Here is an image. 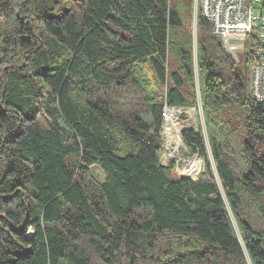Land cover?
<instances>
[{
  "label": "trees",
  "instance_id": "trees-1",
  "mask_svg": "<svg viewBox=\"0 0 264 264\" xmlns=\"http://www.w3.org/2000/svg\"><path fill=\"white\" fill-rule=\"evenodd\" d=\"M0 41V264H264L243 211L264 216L250 38L236 62L170 0H0ZM197 88L205 133L180 136L206 171L173 180L162 112Z\"/></svg>",
  "mask_w": 264,
  "mask_h": 264
},
{
  "label": "built area",
  "instance_id": "built-area-1",
  "mask_svg": "<svg viewBox=\"0 0 264 264\" xmlns=\"http://www.w3.org/2000/svg\"><path fill=\"white\" fill-rule=\"evenodd\" d=\"M195 9L196 12L199 9L210 23L213 35L221 39L223 47L236 39L244 42L247 37L250 38L254 52L249 91L253 99L264 101V0H195ZM178 108L165 105L162 112V132H165L168 143L167 126L174 132L176 125H180Z\"/></svg>",
  "mask_w": 264,
  "mask_h": 264
},
{
  "label": "rangeland",
  "instance_id": "rangeland-1",
  "mask_svg": "<svg viewBox=\"0 0 264 264\" xmlns=\"http://www.w3.org/2000/svg\"><path fill=\"white\" fill-rule=\"evenodd\" d=\"M170 2L172 3L173 6L177 7L180 17L182 18L183 21L187 22V27L189 26V28L193 32V36L195 37L196 35L195 20L197 15L195 9V0H194L193 14L191 13L189 14V9L186 0H170ZM224 49L225 51H227L229 54L232 55L233 59L236 62H242L244 57L243 55L244 42L241 39L240 40L236 39L232 41L230 44L225 46ZM1 53H2V49H1V41H0V54ZM239 67L242 68L241 63L239 64ZM153 92L155 93V96L159 101H165V96H166L165 87L159 86L153 88ZM177 119L179 120L180 125H176L177 132L176 130L173 132L172 128H170L169 143L167 142V137L165 132L164 131L162 132L163 148L160 155V162L164 166L169 165V163L173 160L176 162V167L171 172L173 180H179L180 178L176 173L177 170L179 171V173H190L193 177H196V179L193 180H197L205 173L206 162L197 154L192 155L189 148L184 143L183 138L181 139L180 134L184 129L194 128L197 130L199 127H201V129L205 132L198 88H197L196 105L179 107L177 109ZM208 161L210 162V165L212 166V169L214 171L215 179L219 181L218 175L215 171L216 164L213 160L212 154L209 149H208ZM91 172L97 180L99 181L104 180L105 174L99 166L97 165L91 166ZM243 211L246 214L247 218L250 220L252 226L264 232V216H261V213L255 211V209L253 208L250 202V199L246 196H243Z\"/></svg>",
  "mask_w": 264,
  "mask_h": 264
},
{
  "label": "bare ground",
  "instance_id": "bare-ground-1",
  "mask_svg": "<svg viewBox=\"0 0 264 264\" xmlns=\"http://www.w3.org/2000/svg\"><path fill=\"white\" fill-rule=\"evenodd\" d=\"M170 128L171 127H169V126H167V128H166V132H167V134L170 136ZM171 139V138H170ZM172 155V154H171Z\"/></svg>",
  "mask_w": 264,
  "mask_h": 264
},
{
  "label": "water",
  "instance_id": "water-1",
  "mask_svg": "<svg viewBox=\"0 0 264 264\" xmlns=\"http://www.w3.org/2000/svg\"><path fill=\"white\" fill-rule=\"evenodd\" d=\"M195 27H196V20H195ZM205 133V132H204ZM163 165V164H162Z\"/></svg>",
  "mask_w": 264,
  "mask_h": 264
}]
</instances>
